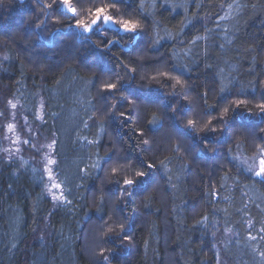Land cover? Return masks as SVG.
<instances>
[{"label":"trees","instance_id":"trees-1","mask_svg":"<svg viewBox=\"0 0 264 264\" xmlns=\"http://www.w3.org/2000/svg\"><path fill=\"white\" fill-rule=\"evenodd\" d=\"M50 2L0 0V100L19 104L26 122L41 114L38 130L53 141L55 177L71 203L56 206L42 167L10 157L0 137V264H103L100 248L111 250L109 264H217L215 252L219 264L222 258L227 264H264V183L231 160L237 147L255 157L264 143L253 134L264 127L256 107L264 102V0H123L114 18H133L144 29L132 40L106 26L80 39L75 21L66 19L73 14L62 7L45 9L51 13L45 17L40 4ZM175 3L187 11L171 7ZM101 4L110 6V0H72L75 18L90 21L89 10ZM153 39L159 40L155 46ZM132 68L135 73L128 72ZM160 71L179 76L183 87L174 88L175 81ZM94 77L95 87L89 83ZM105 82L119 89L107 98L117 106L111 118L100 112L105 101L98 89ZM205 92L214 108L204 104ZM235 98L248 102L219 122L222 108H234ZM153 115L158 122L150 125ZM188 119L196 121L194 128L187 127ZM209 119L217 132L203 130ZM101 137L100 155L111 144L134 165H156L143 190L120 204L122 213L113 214L118 185H101L104 173L89 167L96 147L88 142ZM83 168L91 174L85 177ZM101 186L104 205L97 211ZM212 191L218 196L206 195ZM202 215L207 227L193 228ZM113 220L125 223L131 241L101 235ZM249 233L258 239L252 242ZM224 235L229 239L222 243Z\"/></svg>","mask_w":264,"mask_h":264},{"label":"snow or ice","instance_id":"snow-or-ice-1","mask_svg":"<svg viewBox=\"0 0 264 264\" xmlns=\"http://www.w3.org/2000/svg\"><path fill=\"white\" fill-rule=\"evenodd\" d=\"M37 2H39V0H37ZM118 2H123V0H110V6L101 4L100 6L95 7L94 10L90 9L89 13L94 17L90 21H88L85 18H81V19L75 18V14L77 13L78 10L76 7L72 6V0H51L50 3L40 4V8H41V11L44 12L45 17H47L48 15H51V13L45 12L44 11L45 9H53L54 6L57 8L63 6L64 8H66L68 12L73 14L72 17H66V19L74 20L75 21L74 26L82 30L83 33L92 32L94 30V26H97L101 21L103 22V24L118 25L119 29L125 32L126 34H129L128 38L132 40L134 39L136 35L142 33L144 29L141 27L140 22L133 18H123V19L114 18L113 12L118 11V9L116 8V5ZM165 2L167 3V0H165ZM171 7L183 8L185 11H187V7L184 3H175L171 5ZM229 7H232V5H229ZM242 7H246V5L237 4V8H242ZM54 22H59L58 18H54ZM41 23H44V21H41ZM41 23H38L36 27L40 28ZM69 27H72V25H70ZM197 39H200V38L197 37ZM228 42L232 43L231 40H229ZM112 43H118V41H112V40L107 41L108 45H111ZM158 43H159V40H156V39H153L150 41L151 46H155ZM190 43L194 44L195 40L191 41ZM219 47L223 48L224 45L221 44L219 45ZM243 51L249 52V51H252V49L248 48V49H244ZM237 55H240L239 50L237 52ZM7 59L8 57H4L5 61ZM157 63H162V58L161 60H157ZM207 66L211 67V65H207ZM184 67L187 68L186 65ZM232 68L233 70H235V65H232ZM173 70H175V68ZM221 71L223 70L221 69ZM128 72L135 73L136 69L135 68L128 69ZM158 75L164 77L166 80L168 79L174 80L175 81V84L173 85L174 88L176 85H180L183 87L184 82L179 78V76H170L168 71H160L158 72ZM131 79L135 80V75H132ZM153 79H155V77H153ZM96 80L97 78L94 77L91 81H89V83L93 87H95ZM258 83L259 81H257V84ZM119 87L120 89H123L125 91L127 90V87L124 84H120ZM118 90L119 89L116 83L105 82V83L100 84V87L98 89L99 96L101 100L105 101V103L102 105V108L100 109L101 115L108 114L109 118L115 115V109L117 106L115 104L108 105L107 98L108 96L114 95L115 92ZM225 90L226 89L223 86L220 88L221 93L225 92ZM171 95L175 96L176 92L173 91ZM202 99L204 101V104L207 105V92L203 94ZM128 102L131 104L135 103L134 100L128 101ZM247 102L248 101L246 99L235 98L232 101V103L235 105L234 108L230 106H225L222 108L221 115L219 117V122H223L224 114L228 113L229 111H235L236 109L240 108L241 105H244ZM8 103L13 109L16 108V104H13L11 101H8ZM207 106L212 107V108L215 107V105H207ZM256 107L259 109L260 114L264 115V102L257 104ZM109 108H111L113 111L109 112ZM172 111L176 113L179 110L176 108H173ZM248 111L250 112V109ZM4 115H5L4 112L0 111V117H3ZM119 115L125 120H130L129 113L121 111ZM89 119L91 120L93 119V117L90 116ZM157 122H158V118L155 115H153L152 120L148 121L150 125L156 124ZM195 124H196V121H194L193 119L187 120V127L194 128ZM211 124H212V120L209 119L207 123L204 124L203 130L217 132L218 129H216L215 127H211V128L209 127V125ZM85 126L87 127L88 125L86 124ZM6 127L9 131H12L14 128V125L9 123L7 124ZM99 127L101 131H103L104 124L101 123ZM219 131L222 132L223 129H220ZM253 134L258 136L261 140H264V127L258 128ZM138 135L143 137L145 135V132L141 131L138 133ZM102 140L103 138L101 137L100 140H93V141L88 142L89 144H92L96 147V152H95L96 159L89 167L91 170H99L104 173V178L101 181V185H103L106 182H111V183H115L118 185V190H117L118 195L116 196L115 201H113V214L122 213L124 209L120 207V204L126 203V198L131 197L133 191L143 190V186L149 176V171L155 168L156 165L154 163H146V164H142L139 166L134 165L133 162L127 156L119 155L117 151L115 150V146L111 144L107 145L106 146L107 150L104 151L103 155H100V149L101 147H104ZM143 142L145 144L151 143L150 140H144ZM24 143L28 144L30 143V140H25ZM49 147H51V145H49ZM205 147H207V145H205ZM256 149H257V154L253 158L252 163H248L247 160L241 161L240 163L244 166V170L246 172L258 178L261 183H264V143L258 144L256 146ZM179 150H180V146L177 145L174 151L178 152ZM210 150L213 152L216 151L215 148H211ZM4 151L8 152L9 150L5 149ZM228 152L229 153L231 152V148L228 149ZM237 159H238L237 157H231V160H237ZM53 163H55V161L51 159L48 160V164H53ZM161 164H163V161H161ZM182 167H185V165H182ZM79 171L82 172L85 177L91 174L89 171V168H83V169H80ZM169 179H171V177H169ZM49 180H52V175H51L50 170H49ZM61 187L62 185L60 183H52L51 185L52 189H61ZM97 192L100 193V196H99V204L96 210L101 211L104 205L103 187L102 186L99 187L97 189ZM206 195L216 197L218 196V192L212 191L210 193H206ZM52 200L55 202H58L59 204H65V203L70 204L71 203V201L67 199V197L64 195L63 192H61L59 196H57L56 193H52ZM185 203H187V201ZM257 207H259V205H257ZM193 212L197 213L198 210L195 207H193ZM207 221H208V216L202 215L193 225V228H196L199 225H205V227H207ZM105 224H106V231L102 230L101 232L102 236H107L108 234L115 233L116 237L118 238L122 237V241H131L132 237L126 234L125 223L117 222L113 220L112 224H108L107 222H105ZM249 226L251 227V222H249ZM215 227H216L215 224H213L214 229ZM217 231L218 229L213 230L210 233L213 240H215L217 236ZM231 231L232 230L230 228L225 229L226 233L231 232ZM260 232L264 233V227L260 229ZM248 239L251 241H256L258 237L253 236L251 235V233H249ZM259 239L264 240V236H260ZM200 243L202 244L203 240H201ZM213 248H215V244H213ZM253 250L255 251L254 246H253ZM105 252H109V255H105ZM98 255L102 258L103 264H109L110 256H111L110 249L100 248ZM214 255L216 257L217 264H219V252H215ZM259 255L262 259H264V251L259 252Z\"/></svg>","mask_w":264,"mask_h":264},{"label":"rangeland","instance_id":"rangeland-1","mask_svg":"<svg viewBox=\"0 0 264 264\" xmlns=\"http://www.w3.org/2000/svg\"><path fill=\"white\" fill-rule=\"evenodd\" d=\"M62 10L68 12L66 8L63 6ZM70 13V12H68ZM72 14V13H70ZM103 22L102 24L99 23L98 26L94 27L93 31H99L100 29L104 28ZM116 27L118 25H115ZM98 27L96 30L95 28ZM119 28V27H118ZM77 29V28H76ZM92 31V32H93ZM79 38L81 39L84 35H90V33H83L82 30L78 29ZM13 104H16V108H12L7 101L0 100V111L4 112L5 119L0 117V137L3 140L4 148L8 149L9 151L6 152L10 157H26L28 160H32L37 162L43 169V172L46 176L47 184L49 186V191L52 193H56L57 196L63 192L62 187L61 189H52V183H58L54 173V163L48 164V160H53V151H52V139L47 138L46 136L42 135V133L38 130V123L41 121V114L37 115V120L26 122L24 118V111L22 108L19 107L15 101H11ZM13 124L14 128L12 131L7 129V124ZM25 140H30V143L25 144ZM51 145V147H49ZM236 152L234 157H237L239 163L241 161L247 160L248 163L253 162L254 157L247 156L240 148ZM18 149V151H17ZM54 161V160H53ZM241 164V163H240ZM242 165V164H241ZM49 170L51 171L52 180H49ZM56 206H59L58 202H55ZM249 212V211H248ZM228 236L224 235L222 237V243H225L228 240ZM253 242V241H252ZM220 264H227L225 259H221Z\"/></svg>","mask_w":264,"mask_h":264},{"label":"water","instance_id":"water-1","mask_svg":"<svg viewBox=\"0 0 264 264\" xmlns=\"http://www.w3.org/2000/svg\"><path fill=\"white\" fill-rule=\"evenodd\" d=\"M105 25H106V27H108L110 29H113V30H118L119 29L118 27H116L115 25H112V24H105ZM121 32H123V31L121 30Z\"/></svg>","mask_w":264,"mask_h":264}]
</instances>
